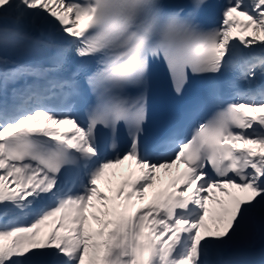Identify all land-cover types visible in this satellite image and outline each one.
<instances>
[{
    "label": "snow or ice",
    "instance_id": "6c2138e0",
    "mask_svg": "<svg viewBox=\"0 0 264 264\" xmlns=\"http://www.w3.org/2000/svg\"><path fill=\"white\" fill-rule=\"evenodd\" d=\"M194 80L142 139L151 92ZM124 161L138 172L102 191ZM257 218L264 0H0V264H264L228 252Z\"/></svg>",
    "mask_w": 264,
    "mask_h": 264
},
{
    "label": "bare ground",
    "instance_id": "6f19581e",
    "mask_svg": "<svg viewBox=\"0 0 264 264\" xmlns=\"http://www.w3.org/2000/svg\"><path fill=\"white\" fill-rule=\"evenodd\" d=\"M125 165H126L125 170H123L121 172V174L118 177V179L116 180V184L112 188V190H115V188L117 187L119 181L123 178V176L127 175L129 172H134V173L138 172V169L136 168V165H135L134 161H129L128 163H125ZM183 170H184V166L183 165H180L179 169H176L175 167H173V169H171L169 172H165L163 169L159 170L158 174L160 176V180L157 181V183H156L154 188L147 190L146 200L150 199L154 192L166 188L168 186L169 182L173 178L178 176L179 173L182 172ZM114 178H113V180H114ZM101 179L104 180L106 178L102 177ZM114 182H115V180H114ZM109 186H110V182L108 181L107 187H109ZM217 196H219V195H217ZM207 203L209 204V207H213L214 206V205H212L211 201H208ZM92 222H93V225L94 224L96 225L95 227H98V225L96 224L95 221H92ZM254 232H255V235L253 237L251 236L252 233L250 235H239V236L235 237L233 239V241L230 242L229 245H233V244H235L237 242H244L246 245H249L253 241H255L256 239H258L261 236H263L264 235V221L258 223V225L254 228Z\"/></svg>",
    "mask_w": 264,
    "mask_h": 264
},
{
    "label": "rangeland",
    "instance_id": "374dc122",
    "mask_svg": "<svg viewBox=\"0 0 264 264\" xmlns=\"http://www.w3.org/2000/svg\"><path fill=\"white\" fill-rule=\"evenodd\" d=\"M120 167H121V165H118V166H116L115 168L111 169V171H112V170H115V169L117 168L118 172H121V168H120ZM105 176H106V177H111V172L107 171V173H106ZM101 181H102V180H101ZM101 181L98 183L99 187L101 188L102 191H104V192H108L109 189H107L106 186H104L103 188L101 187ZM258 219H259V218H258ZM89 225H90V227L93 225V222H92L91 219H90V221H89ZM50 227H51V226H48V227H47L48 231H50ZM253 228H254V225L252 226L251 230H252ZM42 230H44V227L42 228ZM48 231H47V232H48Z\"/></svg>",
    "mask_w": 264,
    "mask_h": 264
}]
</instances>
